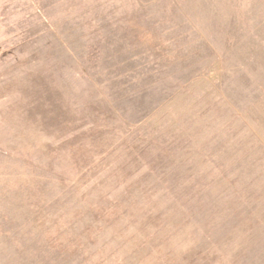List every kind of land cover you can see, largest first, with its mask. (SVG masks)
<instances>
[{"label":"rangeland","instance_id":"rangeland-1","mask_svg":"<svg viewBox=\"0 0 264 264\" xmlns=\"http://www.w3.org/2000/svg\"><path fill=\"white\" fill-rule=\"evenodd\" d=\"M0 264H264V0H0Z\"/></svg>","mask_w":264,"mask_h":264}]
</instances>
